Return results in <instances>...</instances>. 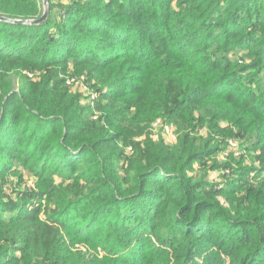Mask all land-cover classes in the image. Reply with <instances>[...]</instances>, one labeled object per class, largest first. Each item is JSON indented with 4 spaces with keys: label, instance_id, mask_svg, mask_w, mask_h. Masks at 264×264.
<instances>
[{
    "label": "trees",
    "instance_id": "1",
    "mask_svg": "<svg viewBox=\"0 0 264 264\" xmlns=\"http://www.w3.org/2000/svg\"><path fill=\"white\" fill-rule=\"evenodd\" d=\"M43 10L0 0V16ZM47 11L0 20V264H264V0ZM227 139L252 164L219 161Z\"/></svg>",
    "mask_w": 264,
    "mask_h": 264
},
{
    "label": "rangeland",
    "instance_id": "2",
    "mask_svg": "<svg viewBox=\"0 0 264 264\" xmlns=\"http://www.w3.org/2000/svg\"><path fill=\"white\" fill-rule=\"evenodd\" d=\"M66 84L70 92L75 93L79 96V105L85 110L86 113L93 114L91 119L96 121L98 116V112L94 109V99L96 97L95 91L90 88L84 81L83 75H71L66 78ZM151 131L156 137L157 135L163 136V138L172 145H175L177 142V133L176 129L173 126L165 125L159 118L156 119L151 125ZM141 138H135V140L139 141ZM243 141L241 140H233L227 139L225 143L226 147L223 151H221L217 155V159L219 161H227L234 163L237 159H242V165H250L252 164V159L249 151L245 149V151L241 148L243 147ZM126 154H130L131 148L129 146L125 147ZM206 170V168H205ZM207 171V170H206ZM208 178L213 181H218L221 179L220 171H207ZM24 183L20 187L21 189L26 187L27 185H31V182L35 179V177L30 174L28 171H24L23 173ZM79 248L87 249V247L80 243L78 244Z\"/></svg>",
    "mask_w": 264,
    "mask_h": 264
},
{
    "label": "water",
    "instance_id": "3",
    "mask_svg": "<svg viewBox=\"0 0 264 264\" xmlns=\"http://www.w3.org/2000/svg\"><path fill=\"white\" fill-rule=\"evenodd\" d=\"M43 1V14L37 18V19H20V18H9L5 16H0L1 21H6L10 23H16V24H38L41 21H43L47 17V0H42Z\"/></svg>",
    "mask_w": 264,
    "mask_h": 264
}]
</instances>
